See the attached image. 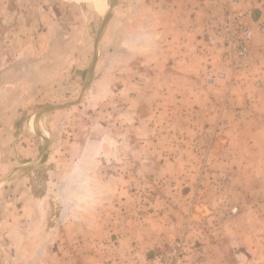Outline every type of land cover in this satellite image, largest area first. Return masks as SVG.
I'll return each instance as SVG.
<instances>
[{
	"label": "crops",
	"instance_id": "0c3cea01",
	"mask_svg": "<svg viewBox=\"0 0 264 264\" xmlns=\"http://www.w3.org/2000/svg\"><path fill=\"white\" fill-rule=\"evenodd\" d=\"M203 4L204 0H0V55L6 58L24 51L45 14L49 20L52 7L53 12L74 8L80 20L88 22L83 38L76 24L66 30L67 38L92 39L99 28L98 55L100 48L105 54L94 71L102 74L90 86L115 91L117 117L129 125L124 131L131 139L126 149L145 156L133 161L134 170L126 179L118 170L123 161H111L114 150L104 144L97 147L102 152L97 159H79L77 152L95 148L89 144L48 146L61 167L56 180L71 185L70 198L76 202L53 209L43 207L49 193L20 199L15 195L20 206L2 213L4 231L22 230L28 242L27 263L162 264L163 254L184 236L185 243L200 244V264H264V36L255 29L246 67L236 73L233 85L228 86L226 77L217 87L206 86L202 76L208 68L224 70L220 49L203 50V19L208 15ZM62 20L55 19L65 28ZM9 113L13 114L9 110L0 117L5 120L0 128L1 175L13 166L7 154L14 149ZM198 140L210 156L197 198L193 189L198 161L192 145ZM124 145L115 151L123 152ZM62 150L71 158L64 160ZM64 168L70 175L68 169L63 175ZM78 171L82 175L77 176ZM137 179L153 185L150 205L138 216L121 213L126 185ZM193 198L197 202L192 222L186 224ZM112 201H119V206H112Z\"/></svg>",
	"mask_w": 264,
	"mask_h": 264
},
{
	"label": "rangeland",
	"instance_id": "374dc122",
	"mask_svg": "<svg viewBox=\"0 0 264 264\" xmlns=\"http://www.w3.org/2000/svg\"><path fill=\"white\" fill-rule=\"evenodd\" d=\"M53 8L48 16L49 20L45 14V18L39 23L37 34L25 43L22 53L14 58L0 55V117L9 110L13 113L8 115L12 119L9 121L13 125L11 144L14 148L12 153L7 151L8 155H12V168L8 170L7 175H1L0 172V264H30L24 259L28 242L23 237L22 230L10 228L4 231L6 226L2 213L6 212V209L20 206L16 205V200L13 199L16 194H19L20 199L26 194L38 197L49 193L50 200L43 207L53 209L72 207L76 202L70 198L71 185H60V182H57L61 167L54 162L57 153L49 150L48 146L89 144L95 148L88 152H77L79 159H85L87 156L97 159V155L102 153L97 147L104 144L114 150L109 156L111 161H123L118 170L125 172L126 179H129L134 170L133 161L138 163L145 157L140 152L134 153L126 149L131 139L129 132L124 131L129 125L117 117L118 98L113 94L115 91L109 92L90 86L91 82L102 74V70L94 71L97 59L105 54L100 48L98 55L100 36L97 37V31L98 34L101 33L99 28L92 39H78L75 42L68 40L62 45L60 41H54L55 19H63L65 28H62L67 32L70 25L76 24L78 35L82 38L87 33L88 22L81 21L79 11L74 8L63 7L60 12H53ZM109 16L110 13L105 17L103 24ZM259 17V10L253 9L251 21L255 29L259 28ZM51 18L54 19L53 22ZM27 61L33 62L31 67L25 66ZM15 63H21L20 71H14ZM4 122L5 120H0V128ZM123 134H126V137H121ZM121 144H125L123 147L126 150L118 153L115 149ZM61 153L64 154V160L71 158L69 152L62 150ZM192 153L198 161L196 185L193 189L195 197L198 198L201 183L209 170L210 152L202 145L201 140H198L192 145ZM65 169H68L67 175H70L69 168L63 169V175ZM76 175L82 173L78 171ZM152 186L146 179H137L136 183L130 180L126 185L127 198H122L121 202L112 201L110 204L120 205L121 213L138 216L150 205ZM61 195L63 197L60 198ZM195 202L197 199L193 198L186 224L192 222L190 217ZM184 238L181 236L174 241L163 254L162 264H200L203 259V256L199 255L200 244L185 243ZM261 255L264 256V252Z\"/></svg>",
	"mask_w": 264,
	"mask_h": 264
},
{
	"label": "built area",
	"instance_id": "2783aa9c",
	"mask_svg": "<svg viewBox=\"0 0 264 264\" xmlns=\"http://www.w3.org/2000/svg\"><path fill=\"white\" fill-rule=\"evenodd\" d=\"M208 14L203 20L204 49H220L224 72L208 68L202 76L205 85L217 87L218 81L228 77V86L235 83V75L244 69L253 43L255 26L251 21L253 9L260 12L259 28L264 34V0H204ZM258 18V19H259ZM264 52V44L261 47Z\"/></svg>",
	"mask_w": 264,
	"mask_h": 264
},
{
	"label": "trees",
	"instance_id": "16d2710c",
	"mask_svg": "<svg viewBox=\"0 0 264 264\" xmlns=\"http://www.w3.org/2000/svg\"><path fill=\"white\" fill-rule=\"evenodd\" d=\"M54 23H55V32H56V36H55V40H59V37L61 36V37H63V39H62V41H60L61 42V44L63 45L64 44V42H67L68 40H70V42L71 41H75V40H78L77 38L75 39V38H67L66 36H67V34L66 33H64V32H66V31H63V28L61 27V25L59 24V22L58 21H54ZM18 62V61H17ZM26 64H25V66H27V67H31V65H32V61H27V62H25ZM16 65H14V71L15 72H17V71H20L21 70V67H20V65H21V63L19 64V63H15Z\"/></svg>",
	"mask_w": 264,
	"mask_h": 264
},
{
	"label": "water",
	"instance_id": "95a60500",
	"mask_svg": "<svg viewBox=\"0 0 264 264\" xmlns=\"http://www.w3.org/2000/svg\"><path fill=\"white\" fill-rule=\"evenodd\" d=\"M104 22H105V20H104Z\"/></svg>",
	"mask_w": 264,
	"mask_h": 264
}]
</instances>
